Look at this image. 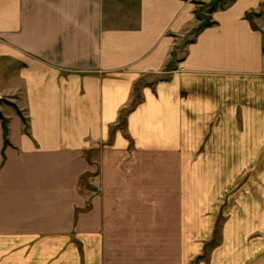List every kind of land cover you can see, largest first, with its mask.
<instances>
[{"label": "crops", "instance_id": "1", "mask_svg": "<svg viewBox=\"0 0 264 264\" xmlns=\"http://www.w3.org/2000/svg\"><path fill=\"white\" fill-rule=\"evenodd\" d=\"M194 1L0 0V264H264V0Z\"/></svg>", "mask_w": 264, "mask_h": 264}, {"label": "rangeland", "instance_id": "2", "mask_svg": "<svg viewBox=\"0 0 264 264\" xmlns=\"http://www.w3.org/2000/svg\"><path fill=\"white\" fill-rule=\"evenodd\" d=\"M230 1L231 0H209L207 2H204L201 0L194 1V4H195L194 16L200 22L199 26L197 28L205 25V23L208 21L209 7L212 4H215L216 8H218V7L223 8L227 4H229ZM193 33H194L193 30L190 31V33L187 34V36L185 35L184 40L185 41L189 40V38L193 36ZM9 103H11V102H9L5 98L0 97V107L8 106ZM8 110L11 111L10 109H8ZM4 112H7V110L4 109ZM203 164L204 163H199V166H201ZM239 166H241V163H236V167L234 168L236 170V173L233 172V173H235V175H234L235 177H234L232 183L230 185H228L227 187L220 188V191H219L220 194L218 195L217 202L222 203V205H224L225 201L228 200V198H230L229 196L231 193L240 191L239 187L242 186L241 183H242L243 179H245L247 177H253L252 173H256V172H258V174L264 173V162L246 163V166H244L245 168H242V169ZM89 181H90V179L85 178V177H82V179L80 180V187L83 190V192L87 189L90 190V188H92V185L89 183ZM93 187L96 189L95 185ZM199 188H200V186H199ZM199 188H197L195 190L191 188V190L193 192L188 190L186 193V196H189L191 194V197H193V195L198 194V196L200 198H203L201 191H199L200 190ZM195 204H198V202H196ZM206 204H208V203H206ZM209 204L212 205V200L209 202ZM220 213H221V211H218V214H220ZM202 214H203L202 218L205 219L203 221L208 222L209 218H210L209 214H212V206L210 208L208 206H205L204 210L202 211ZM221 220H220V222H221ZM200 226L202 228L199 230L203 233L202 234L203 237H205V236L207 237L212 232V227H210L208 224L203 223ZM196 243H192V242L186 243V252L190 251L191 250L190 247H194V245ZM202 244H203V246L205 245V250H207L209 241H206L205 243H202ZM73 245H74V248L78 251V253L80 255L81 250H82L81 249V243L78 241H74ZM199 258L201 259V256ZM197 259H195V260L197 261Z\"/></svg>", "mask_w": 264, "mask_h": 264}, {"label": "trees", "instance_id": "3", "mask_svg": "<svg viewBox=\"0 0 264 264\" xmlns=\"http://www.w3.org/2000/svg\"><path fill=\"white\" fill-rule=\"evenodd\" d=\"M216 8L215 4H212L209 7V13L212 12L214 9ZM213 22L210 21V18L208 17V21L205 23V25L197 28L195 30V32L199 31L200 28L208 26L210 24H212ZM10 106L14 107L16 110L17 115L20 117L22 123L25 125V119L23 117V115L20 113V111L16 108V106L12 103H9ZM0 121H1V126H2V135H3V147L1 149V162H0V166L3 164L4 160H5V155H4V148L6 146H10V143L8 141L7 135H8V127H7V120L0 114Z\"/></svg>", "mask_w": 264, "mask_h": 264}, {"label": "built area", "instance_id": "4", "mask_svg": "<svg viewBox=\"0 0 264 264\" xmlns=\"http://www.w3.org/2000/svg\"><path fill=\"white\" fill-rule=\"evenodd\" d=\"M182 70V69H181Z\"/></svg>", "mask_w": 264, "mask_h": 264}]
</instances>
